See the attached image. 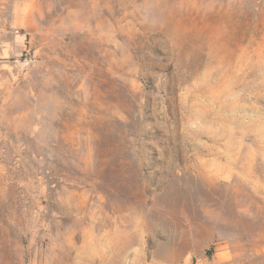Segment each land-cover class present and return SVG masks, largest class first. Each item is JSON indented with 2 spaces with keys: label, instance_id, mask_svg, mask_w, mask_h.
<instances>
[{
  "label": "rangeland",
  "instance_id": "rangeland-1",
  "mask_svg": "<svg viewBox=\"0 0 264 264\" xmlns=\"http://www.w3.org/2000/svg\"><path fill=\"white\" fill-rule=\"evenodd\" d=\"M0 264H264V0H0Z\"/></svg>",
  "mask_w": 264,
  "mask_h": 264
},
{
  "label": "bare ground",
  "instance_id": "bare-ground-1",
  "mask_svg": "<svg viewBox=\"0 0 264 264\" xmlns=\"http://www.w3.org/2000/svg\"><path fill=\"white\" fill-rule=\"evenodd\" d=\"M133 207L135 206L132 204L123 205L118 210L110 212V215L113 217L115 216L116 218H119L122 220L124 219L128 224L127 226L136 225L138 221L140 220V217L138 216V214L136 215V211L140 210V208H137V206L136 208H133ZM113 226L115 227L116 230H118L120 227L116 225H113ZM105 227H108V226H105Z\"/></svg>",
  "mask_w": 264,
  "mask_h": 264
}]
</instances>
